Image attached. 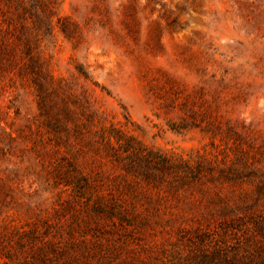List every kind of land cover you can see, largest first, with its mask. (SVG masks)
Listing matches in <instances>:
<instances>
[{"label": "rangeland", "instance_id": "1", "mask_svg": "<svg viewBox=\"0 0 264 264\" xmlns=\"http://www.w3.org/2000/svg\"><path fill=\"white\" fill-rule=\"evenodd\" d=\"M51 1L69 34L51 18L48 73L175 170L56 148L33 87L0 73V264H264V0Z\"/></svg>", "mask_w": 264, "mask_h": 264}, {"label": "trees", "instance_id": "2", "mask_svg": "<svg viewBox=\"0 0 264 264\" xmlns=\"http://www.w3.org/2000/svg\"><path fill=\"white\" fill-rule=\"evenodd\" d=\"M1 3L4 9H0V32L9 33L13 42L6 44L0 38V73L16 70L17 75L26 78L33 87L39 116L44 118L43 124L53 133L52 139L56 148L69 147V138L73 135L91 150L94 147L101 151L104 157L120 161L126 172L139 171L141 166L154 161L161 169L175 170V164L164 156L156 157L153 153H147L148 151L144 155L138 154L141 147L133 135L124 134L113 123L106 125L105 117L91 107L85 92L74 94L69 91L63 79L54 80L48 73L38 47L41 37L51 33V18L56 17L55 24L61 33L69 34L66 20L55 14L54 1L0 0ZM20 60H23L21 65ZM74 71L84 80H90L88 73L80 65L76 64ZM90 82L98 86L96 82ZM99 88L105 90L102 86ZM105 92L108 94V91ZM80 118H83V121L80 122ZM81 129L85 130L86 138L83 137ZM68 164L73 172L77 171V166L72 161H68ZM223 169L233 171V163L225 165ZM259 176L261 179L255 190L257 197L264 188V174ZM63 177L65 176L61 175V178ZM85 180L86 178L77 171L73 183L81 184ZM63 181L65 184H72L65 178ZM75 188L80 189L78 186ZM260 230L264 232V227H259ZM260 260V257L255 258L248 254L241 264H260Z\"/></svg>", "mask_w": 264, "mask_h": 264}]
</instances>
